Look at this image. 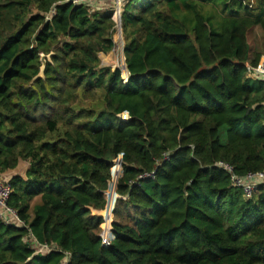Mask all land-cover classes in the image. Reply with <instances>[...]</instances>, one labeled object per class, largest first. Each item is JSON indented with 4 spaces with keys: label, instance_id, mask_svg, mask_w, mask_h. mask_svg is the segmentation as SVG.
Segmentation results:
<instances>
[{
    "label": "trees",
    "instance_id": "trees-1",
    "mask_svg": "<svg viewBox=\"0 0 264 264\" xmlns=\"http://www.w3.org/2000/svg\"><path fill=\"white\" fill-rule=\"evenodd\" d=\"M113 13L0 0V173L28 164L9 178L24 226L0 219V264H264V184L245 198L216 166L264 171L248 43L264 0H122L126 82L99 56L116 46Z\"/></svg>",
    "mask_w": 264,
    "mask_h": 264
},
{
    "label": "built area",
    "instance_id": "built-area-1",
    "mask_svg": "<svg viewBox=\"0 0 264 264\" xmlns=\"http://www.w3.org/2000/svg\"><path fill=\"white\" fill-rule=\"evenodd\" d=\"M73 4L80 5V4H89L94 1H101V0H69ZM114 5V13H113V20L116 24V32H117V13L121 11V0H115L113 2ZM54 14V10H51L48 18H50ZM121 70L122 73V79L124 82L127 81V71H123L121 68H118ZM250 75L252 77H264V56L260 58L259 63L257 64L256 67L250 68ZM264 106V103H263ZM120 118L122 120L128 119V115L126 113H123ZM121 156H119L115 161L119 163V159ZM217 167L223 169L226 171L229 176L231 183L234 187L240 189L245 198H251L256 191L257 187L260 186V184H264V171L262 172H257V173H248L245 176H238L233 172V168L225 163L219 162L216 164ZM153 173L147 175L146 177H151ZM11 194V187L9 184V178H6L5 174L0 173V219L5 223V224H11V219L19 224V226H24V223L20 221L16 215V212L11 209L8 205L7 202L10 198ZM106 194V193H105ZM106 197V196H105ZM119 198V196H118ZM107 200V199H106ZM114 209V207H113ZM113 213V212H112ZM8 216H11V218H8ZM103 223L101 224V229H102V243L103 245L108 244L109 240V233L111 231V224H112V218L106 219L105 216H103ZM107 224L108 228V236L105 235V225ZM39 249L41 250H50L54 249L53 245H47V244H38Z\"/></svg>",
    "mask_w": 264,
    "mask_h": 264
},
{
    "label": "rangeland",
    "instance_id": "rangeland-1",
    "mask_svg": "<svg viewBox=\"0 0 264 264\" xmlns=\"http://www.w3.org/2000/svg\"><path fill=\"white\" fill-rule=\"evenodd\" d=\"M110 2H113V0H105V5L110 4ZM114 42H115L116 46L112 52H110L107 55H104V54L100 55L101 65L111 67L112 69L122 67L121 48L124 45V42H123V40L119 39L117 32H115V34H114ZM248 43H249V46L251 48L252 54L260 53V54H262V56H264V36H263V34L259 28H255L250 32L249 37H248ZM26 168H27L26 164L24 162H21L18 165V167L15 170H13V172H12L13 176L14 175L23 176L25 174ZM126 211L132 212V213L134 212L138 215L141 212L139 210H134L133 208H131V209L129 208V209L125 210L123 205H122V206H120V213H121L120 217L125 218V216L127 214ZM106 226H105V228H106ZM106 234H107V232H106Z\"/></svg>",
    "mask_w": 264,
    "mask_h": 264
},
{
    "label": "water",
    "instance_id": "water-1",
    "mask_svg": "<svg viewBox=\"0 0 264 264\" xmlns=\"http://www.w3.org/2000/svg\"><path fill=\"white\" fill-rule=\"evenodd\" d=\"M117 33H118L119 39L120 40H123V37H122V29H121V15H120L119 12L117 13ZM51 55H52V53H50L48 55L42 54L40 56L41 66H40L39 73L37 74L36 78H43V76H44V70H45V66H46V61H50ZM121 55H122V67H121V69L123 71H126L125 58H124V54H123V46L121 48ZM118 162H119V166H118V173H117V176H116L115 188H116V183H117V180L119 178L120 171H121V157H120V159H119ZM108 188H109V186H108ZM117 199H118V195L116 194V200ZM105 209H109L108 208V202H107V205H106V208ZM111 211H113L112 204H111V208L109 209V213H111ZM98 214L101 215V212H98Z\"/></svg>",
    "mask_w": 264,
    "mask_h": 264
},
{
    "label": "crops",
    "instance_id": "crops-1",
    "mask_svg": "<svg viewBox=\"0 0 264 264\" xmlns=\"http://www.w3.org/2000/svg\"><path fill=\"white\" fill-rule=\"evenodd\" d=\"M114 1H115V0H113V2H114ZM121 1H122V0H121ZM89 4H92V6H94L96 9L101 8V7H105V6H106V5H105V0L94 1V2H91V3H89ZM100 55H101V54H100ZM100 55H99V56H100ZM260 78H264V77H260ZM24 163L26 164V166H27V168H28V164H27L26 162H24ZM27 168H26V170H27ZM12 172H13V171H10V172L5 173L6 178H11V177L13 176ZM22 177H24V175H23ZM7 217H8V218H11V216H8V215H7ZM11 224H15V225L19 226V224H17L16 222H14L12 219H11ZM31 242H33V240H31Z\"/></svg>",
    "mask_w": 264,
    "mask_h": 264
},
{
    "label": "bare ground",
    "instance_id": "bare-ground-1",
    "mask_svg": "<svg viewBox=\"0 0 264 264\" xmlns=\"http://www.w3.org/2000/svg\"><path fill=\"white\" fill-rule=\"evenodd\" d=\"M107 233H108V231H107ZM106 235V234H105Z\"/></svg>",
    "mask_w": 264,
    "mask_h": 264
}]
</instances>
